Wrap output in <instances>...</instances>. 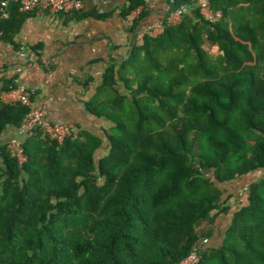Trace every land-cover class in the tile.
I'll return each instance as SVG.
<instances>
[{"label": "trees", "instance_id": "1", "mask_svg": "<svg viewBox=\"0 0 264 264\" xmlns=\"http://www.w3.org/2000/svg\"><path fill=\"white\" fill-rule=\"evenodd\" d=\"M20 2L0 40L29 16ZM209 2L220 22L197 8L111 58L86 103L111 124L105 138L34 131L25 164L1 146L0 264H182L195 251L198 264H264V176L208 244L232 186L264 170V0ZM29 112L0 98V138Z\"/></svg>", "mask_w": 264, "mask_h": 264}, {"label": "crops", "instance_id": "2", "mask_svg": "<svg viewBox=\"0 0 264 264\" xmlns=\"http://www.w3.org/2000/svg\"><path fill=\"white\" fill-rule=\"evenodd\" d=\"M84 1L80 17L35 12L24 20L13 39L0 40V98L3 100L6 87L15 82L36 93V107L45 111L52 123L105 138L111 124L89 113L86 103L111 58L127 55L135 43H142L145 35L153 34V28L163 26L180 8L187 7L190 13L209 0H148L134 31L132 18L122 16L129 0ZM90 79L95 81L88 85ZM27 137L21 129L9 126L0 138V148L15 141L24 143ZM263 176L264 170H260L232 186L234 198L228 204L232 210L218 218L208 244H221L222 231L245 201V189Z\"/></svg>", "mask_w": 264, "mask_h": 264}, {"label": "built area", "instance_id": "3", "mask_svg": "<svg viewBox=\"0 0 264 264\" xmlns=\"http://www.w3.org/2000/svg\"><path fill=\"white\" fill-rule=\"evenodd\" d=\"M147 1L144 6L139 7L132 13L133 22L139 21L144 15ZM14 0H0V23L11 18L10 7ZM20 11L24 14H31L35 12H47L56 15H73L75 13H82L85 10L84 0H21ZM201 15L206 21L210 23H218L224 18V13L221 10L213 9L210 2H203L199 4ZM187 7H182L174 12L168 19L171 24H180L183 17L187 14ZM164 31V25L152 29L154 35L161 34ZM27 57V55H24ZM35 92L29 91L24 87H17L4 94L3 101L8 104H21L30 109L24 125L21 128L22 134H30L34 131H40L44 137L49 138L59 145L64 144L68 136L75 130L74 126L55 124L49 121L45 111L40 110L34 103ZM10 149L13 155L19 160L20 164L28 162V157L25 154L23 143L15 141L10 144ZM249 188L245 189L248 191ZM208 240H205L207 243ZM200 261L199 254L195 251L182 264H198Z\"/></svg>", "mask_w": 264, "mask_h": 264}, {"label": "water", "instance_id": "4", "mask_svg": "<svg viewBox=\"0 0 264 264\" xmlns=\"http://www.w3.org/2000/svg\"><path fill=\"white\" fill-rule=\"evenodd\" d=\"M125 58H127V57H125Z\"/></svg>", "mask_w": 264, "mask_h": 264}]
</instances>
